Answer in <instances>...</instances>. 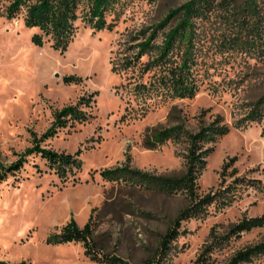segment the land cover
I'll list each match as a JSON object with an SVG mask.
<instances>
[{
  "label": "rangeland",
  "instance_id": "rangeland-1",
  "mask_svg": "<svg viewBox=\"0 0 264 264\" xmlns=\"http://www.w3.org/2000/svg\"><path fill=\"white\" fill-rule=\"evenodd\" d=\"M10 1L0 0V165L31 147L62 107L77 103L89 117L67 121L41 142L57 152L79 151L76 174L67 170L62 180L32 153L24 155L19 171L0 178V261L109 264L87 255L81 241L48 242L72 220L79 227L91 220L92 248L101 258L264 264V0H257L259 42L252 51L229 43L236 33L230 14L244 0H213L212 10L194 19L192 97L161 86L158 79L166 73L153 63L190 0H118L101 30L86 23L89 0H81L64 50L27 26L24 10L8 18ZM34 35L42 37L41 45L33 43ZM182 53L174 50L170 66L179 65ZM65 76L81 79L67 83ZM169 129L179 136L160 142L159 133ZM196 134L204 138L190 196L183 187L185 156ZM102 170H114L116 177L105 179ZM211 195L220 199L178 221L192 201ZM175 229L178 235L164 247V237Z\"/></svg>",
  "mask_w": 264,
  "mask_h": 264
},
{
  "label": "trees",
  "instance_id": "trees-1",
  "mask_svg": "<svg viewBox=\"0 0 264 264\" xmlns=\"http://www.w3.org/2000/svg\"><path fill=\"white\" fill-rule=\"evenodd\" d=\"M80 1L81 0H11L5 8L4 14L8 18H12L24 10L25 24L27 26L37 27L42 32V35L52 38L54 48L64 50L74 36V21L78 15L77 11ZM117 1L118 0H89L85 18L86 23L95 30L104 29L108 25L105 17L106 11ZM213 3V0L188 1L184 5L182 11L177 12L178 17H181V19L168 31L165 42L158 48V57L153 60V63L160 65L166 73L159 77V84L161 86H167L175 95L180 97H192L196 93V84L193 76V68L196 65V49L194 42L196 32L194 29V19L196 17H204L212 10ZM257 8V0H244L241 6L230 14L234 17V19L231 20V29L232 31H236L233 37L229 38L232 49L252 51V48L256 47V42L259 41L255 34H257L256 31L260 29V25L257 23L260 19ZM252 19H254V21ZM32 41L37 45H41L43 40L41 36L34 35ZM141 45L146 48H151L147 42ZM176 48L183 49L181 60L178 66H170V55ZM80 79L81 78L75 76L64 77V81L67 83ZM90 99L91 98H88L85 101L84 105L86 107L90 105ZM88 117L89 115L77 108V103L66 105L60 110L55 111L53 114L54 119L50 127L39 138L34 136L33 145L26 148L23 152L24 154L21 153L17 160L6 167L0 165V178H4L8 174H14L19 171L25 162L24 155L32 153L39 154L42 158L46 159V161L56 169L57 175L62 180L67 179V170L76 174L82 164L80 158L77 156L79 151L74 154L57 152L42 146L41 142L55 135L58 128L66 125L67 121H83L87 120ZM214 129H218L221 134L225 133V129H223V131L219 128ZM158 136L160 142H163L166 138L171 136L177 138L179 136V130L169 129L160 132ZM190 138L188 153L185 156L186 170L183 178V187L190 196H193L195 195L196 178L201 165L200 154L197 152L201 149L200 142L204 136L196 134ZM74 166L77 168L76 172L73 171ZM115 173L116 171L114 170L101 171L102 176L108 180L114 179L116 177ZM134 173L139 174V171L135 170ZM74 174L70 176H74ZM70 176L68 175V178ZM155 181H158L161 184H158L160 186L164 185L162 180L156 179ZM251 183L256 184L254 181ZM146 184L148 185V183ZM149 185L153 184L149 182ZM218 198V195H211L197 202L192 201V204L180 213L177 218L178 221L179 219H188L197 216L200 211H202L205 202L210 204ZM261 224V222L254 221L255 226ZM92 232L93 225L91 220L85 222L82 227H79L77 223L72 220L62 229L60 234L48 238V242L63 243L72 240L81 241L85 247V253L96 261L103 260L109 264H129L121 261L117 257L111 259H107L106 257L101 258L92 248L94 244ZM177 235L176 229L169 231L164 237L162 245L167 247L166 242ZM0 264H5V262L0 261Z\"/></svg>",
  "mask_w": 264,
  "mask_h": 264
}]
</instances>
